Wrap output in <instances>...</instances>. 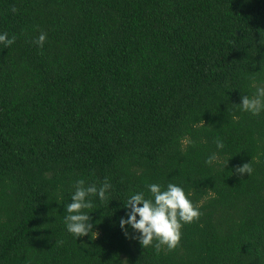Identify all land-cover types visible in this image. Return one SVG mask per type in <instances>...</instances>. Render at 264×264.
I'll return each mask as SVG.
<instances>
[{
    "label": "trees",
    "instance_id": "1",
    "mask_svg": "<svg viewBox=\"0 0 264 264\" xmlns=\"http://www.w3.org/2000/svg\"><path fill=\"white\" fill-rule=\"evenodd\" d=\"M4 33L0 264H264V110L239 106L264 87V0H0ZM80 179L111 184L94 240L64 222ZM169 183L202 215L157 253L120 220Z\"/></svg>",
    "mask_w": 264,
    "mask_h": 264
},
{
    "label": "clouds",
    "instance_id": "2",
    "mask_svg": "<svg viewBox=\"0 0 264 264\" xmlns=\"http://www.w3.org/2000/svg\"><path fill=\"white\" fill-rule=\"evenodd\" d=\"M11 11L16 13L18 9L12 7ZM46 39L47 34L41 33L35 43L43 48ZM15 40L14 35L9 39L7 33L0 34V44L5 48H9L15 43ZM261 69H264V60L261 61ZM241 100L242 103L239 106L243 111L259 115L264 110V87H257L256 93L252 97L241 96ZM202 124L204 125L203 120ZM216 145L218 149L224 148V144L220 140L216 141ZM217 160L218 156L214 153L208 157L205 163L211 166ZM235 172L241 177L246 173L250 178L253 173L252 162L237 167ZM74 188L71 203L66 205L64 217L67 231L76 239L88 236L89 233H92V239L93 236L96 239L97 233L92 232L91 217L84 210L93 207L88 199L90 196L98 195L101 201L106 200V193L111 188V184L105 179L100 187H97L96 184L86 186L85 181L80 179L75 182ZM148 190L149 198H146L142 192L128 198L124 207L130 211L127 213V219L121 218L120 228L128 237L127 226H130L135 233L139 234L133 238L138 239L143 248L153 246L157 253L161 251L162 247L173 251L180 245L182 226L198 221L202 213L188 199L184 190L173 183H169L166 190H162L159 184H150Z\"/></svg>",
    "mask_w": 264,
    "mask_h": 264
}]
</instances>
